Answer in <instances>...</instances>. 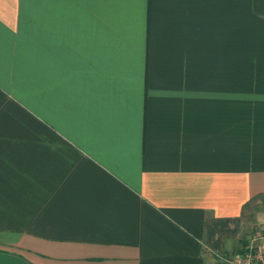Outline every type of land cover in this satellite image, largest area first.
I'll use <instances>...</instances> for the list:
<instances>
[{"label": "crops", "instance_id": "obj_1", "mask_svg": "<svg viewBox=\"0 0 264 264\" xmlns=\"http://www.w3.org/2000/svg\"><path fill=\"white\" fill-rule=\"evenodd\" d=\"M264 214V0H0V264H228Z\"/></svg>", "mask_w": 264, "mask_h": 264}, {"label": "built area", "instance_id": "obj_2", "mask_svg": "<svg viewBox=\"0 0 264 264\" xmlns=\"http://www.w3.org/2000/svg\"><path fill=\"white\" fill-rule=\"evenodd\" d=\"M225 261L228 264H264V222L251 232L241 253Z\"/></svg>", "mask_w": 264, "mask_h": 264}, {"label": "rangeland", "instance_id": "obj_3", "mask_svg": "<svg viewBox=\"0 0 264 264\" xmlns=\"http://www.w3.org/2000/svg\"><path fill=\"white\" fill-rule=\"evenodd\" d=\"M264 222V214L260 217L259 219V223H263ZM248 240V239H247ZM247 242V241H246Z\"/></svg>", "mask_w": 264, "mask_h": 264}]
</instances>
